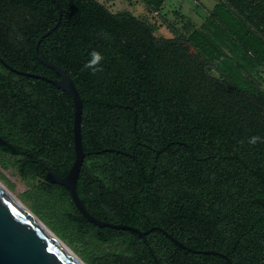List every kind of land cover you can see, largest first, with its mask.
Returning a JSON list of instances; mask_svg holds the SVG:
<instances>
[{"label":"trees","instance_id":"obj_1","mask_svg":"<svg viewBox=\"0 0 264 264\" xmlns=\"http://www.w3.org/2000/svg\"><path fill=\"white\" fill-rule=\"evenodd\" d=\"M110 1L56 0L60 20L38 45L39 56L68 73L79 92L86 157L103 159L100 165L111 168L115 189L128 188L122 184L130 180L131 189L143 185L153 200L158 160L168 172L192 175L195 183L201 179L202 189L215 188L208 185L212 176L221 177L226 206L241 215L242 236H237L242 240L229 258L233 264H264V143H248L252 136L264 138V91L229 59L233 55L245 69L256 71L264 45L238 22L239 1L218 0L203 28L187 36L166 21L173 37L156 36L150 24L127 10L112 12L105 4ZM138 1L148 12H158L165 0ZM255 1L263 9L264 3ZM0 14L16 17L7 24L25 32L0 35L1 58L15 69L58 78L34 53L38 36L58 20L56 3L0 0ZM93 49L104 57L103 70L95 74L84 68ZM0 79L26 80L2 81L0 100L18 95L35 104L34 136H42L48 126L68 125V120L71 126L72 104L60 88L17 74L1 62ZM8 114L0 113L2 123L22 143L23 134ZM0 153L12 155L19 175L33 182L34 211L42 217L48 211V223L61 237L85 243L81 254L88 264H122L116 254L98 248L105 240L96 229L80 221L58 190L49 189L41 154L32 152V162L18 148L3 147Z\"/></svg>","mask_w":264,"mask_h":264},{"label":"flooded vegetation","instance_id":"obj_2","mask_svg":"<svg viewBox=\"0 0 264 264\" xmlns=\"http://www.w3.org/2000/svg\"><path fill=\"white\" fill-rule=\"evenodd\" d=\"M238 1V22L250 33L256 34L264 45V7L259 9L255 0ZM259 1L264 3V0ZM15 20L16 17L11 20L0 14V35L25 34L7 24ZM238 42L241 44V40ZM249 53L248 51L247 54ZM262 65L264 60L259 62L256 68ZM2 81L26 80L0 79V83ZM70 103V127L68 120V125L48 126L42 136H34L31 111L35 104L18 95L11 100H0V113H9L8 120L15 125V130L23 134V142L17 144L16 140L8 135L9 131L4 127L0 116V136L11 144L13 149L3 144H0V148L4 147L12 152L18 148L32 162L36 161L32 152L41 154L46 166L45 183L51 191H59L61 199L69 203L82 222L86 218L76 206L69 189L45 178L48 170L65 176L74 162V107L71 99ZM36 144L41 147L35 148ZM13 156L19 157L17 154ZM102 161L103 159L97 156L87 158L86 154L84 155L75 181V190L86 211L96 219L128 226L119 229L100 227L86 220L96 229V235L105 240L102 246L107 247L106 251L116 254L115 260L122 264H233L229 254L236 251L242 240V237L237 236H242L241 215L235 214L232 207L226 206V191L221 188V177L217 179L212 176L213 180L208 185L215 188L202 189L201 179L195 183L192 175L168 172L163 160H158L153 200L152 192L143 191V185L139 191L131 189L130 180L122 184L128 188L115 189L111 168L100 165ZM144 194L149 196L144 197ZM116 202L118 204H115Z\"/></svg>","mask_w":264,"mask_h":264},{"label":"water","instance_id":"obj_3","mask_svg":"<svg viewBox=\"0 0 264 264\" xmlns=\"http://www.w3.org/2000/svg\"><path fill=\"white\" fill-rule=\"evenodd\" d=\"M58 9L57 22L43 33H41L34 45V53L36 58L47 67L53 69L58 78H48L46 76L25 72L13 68L7 64L0 56V62L9 70L28 77L40 78L46 82L53 84L64 91L73 102V140L75 147V159L65 176H59L55 172L48 170L45 178L53 183L66 186L71 196L85 216L86 220L96 224L97 226H110L113 228H128L126 225L113 224L96 219L89 214L80 198L76 194L75 181L78 176L80 166L83 162L84 151L81 137V114H82V99L74 85L72 79L61 67L44 60L38 54V45L42 38L47 36L54 30L61 17V8L56 0ZM193 49V48H191ZM0 144L6 145L13 149L0 136ZM105 150V149H104ZM264 205V194L262 197ZM0 264H80L63 246H61L30 214L22 207L13 201L0 186Z\"/></svg>","mask_w":264,"mask_h":264},{"label":"rangeland","instance_id":"obj_4","mask_svg":"<svg viewBox=\"0 0 264 264\" xmlns=\"http://www.w3.org/2000/svg\"><path fill=\"white\" fill-rule=\"evenodd\" d=\"M217 1L218 0H165L158 12H148L138 0H132L131 2L114 0L106 2L105 4L112 12L127 10L138 18L143 19L153 27L156 36L173 37L175 35L168 29L167 22L177 30V34L187 36L194 29L203 28L205 19L211 14L212 8ZM221 49L225 51V53H228V50L225 48ZM229 59L243 69L244 75L250 77L251 82H253L256 88L264 91V65L257 68L256 71H248L245 69V65L242 66L238 58L230 55ZM212 75L216 76L215 73H212ZM0 181L29 210H31L56 237L63 241L83 262L88 264L81 254V251L85 248V243L82 241H75L72 243L67 238L61 237L49 225L48 221H52V217L48 216L50 215L48 211L46 212L47 215H44V217L34 211L33 182L19 175L14 165V158L6 153H0ZM92 248H94V246H92ZM98 248L104 249L105 251L107 250V247L104 245H99Z\"/></svg>","mask_w":264,"mask_h":264},{"label":"bare ground","instance_id":"obj_5","mask_svg":"<svg viewBox=\"0 0 264 264\" xmlns=\"http://www.w3.org/2000/svg\"><path fill=\"white\" fill-rule=\"evenodd\" d=\"M0 186L5 190L7 195L15 201L20 207H22L28 214H30L61 246H63L80 264H86L83 262L63 241L56 237L49 228L44 225L35 215L29 210L1 181Z\"/></svg>","mask_w":264,"mask_h":264},{"label":"clouds","instance_id":"obj_6","mask_svg":"<svg viewBox=\"0 0 264 264\" xmlns=\"http://www.w3.org/2000/svg\"><path fill=\"white\" fill-rule=\"evenodd\" d=\"M89 59L84 64V68L90 70L93 74L96 72L102 71L101 61L104 59L101 53L96 51L95 49L89 52ZM261 142L264 143V138L259 136H252L248 139V143L255 145L256 143Z\"/></svg>","mask_w":264,"mask_h":264}]
</instances>
